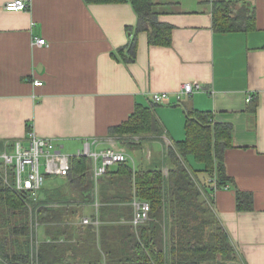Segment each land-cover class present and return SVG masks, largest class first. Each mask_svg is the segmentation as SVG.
<instances>
[{"label": "crops", "instance_id": "1", "mask_svg": "<svg viewBox=\"0 0 264 264\" xmlns=\"http://www.w3.org/2000/svg\"><path fill=\"white\" fill-rule=\"evenodd\" d=\"M10 1L0 0V153L25 141L30 128L72 154L85 140L98 139L103 149L112 128L126 124L137 108H150L164 133L138 136L134 168L167 175L173 163L166 151L186 139L187 110L211 114L214 125L233 130L224 153L232 182L214 191V211L235 247L236 263L264 264V0H153L159 22L172 28L171 44L151 45L141 32L130 64L126 46L138 18L129 3L23 0L27 10L7 12ZM215 1L236 4L235 14L250 10L252 29L216 31ZM34 38L47 46L34 45ZM186 84L201 89L178 101ZM160 94L170 103H155ZM188 161L203 173L195 156ZM64 184V178H50L45 192ZM238 192L253 195L251 211L237 209Z\"/></svg>", "mask_w": 264, "mask_h": 264}, {"label": "trees", "instance_id": "2", "mask_svg": "<svg viewBox=\"0 0 264 264\" xmlns=\"http://www.w3.org/2000/svg\"><path fill=\"white\" fill-rule=\"evenodd\" d=\"M84 1L87 4L129 3L133 7L138 24L135 30H129L125 61L128 64L136 60L137 38L141 32L148 33L151 45L171 44L172 28L159 22L153 0ZM236 7V4L215 1L216 31L252 29L254 14L243 8L235 14ZM123 52L121 49L120 54ZM232 131L230 126L214 125L211 114L187 110L186 139L174 142L166 151L173 163L167 175L158 168L135 169L127 162L110 169L96 184L92 161L73 157L66 184L60 186L63 188L46 192L44 189L37 204H31L32 200L20 196L14 185L5 181L0 162L2 264L236 263L235 247L214 211L213 200L217 188L229 187L232 182L224 164ZM163 133L155 112L140 107L126 124L110 131L111 137H117L120 142L127 141L124 136L162 137ZM190 156L205 166L204 178L200 175L203 173L189 164ZM134 199L151 206L149 220L137 228L132 223ZM96 201L99 202L97 211ZM237 209L251 211L253 195L238 192ZM85 216L99 224L83 225L80 222ZM37 223L44 237L39 244Z\"/></svg>", "mask_w": 264, "mask_h": 264}, {"label": "built area", "instance_id": "3", "mask_svg": "<svg viewBox=\"0 0 264 264\" xmlns=\"http://www.w3.org/2000/svg\"><path fill=\"white\" fill-rule=\"evenodd\" d=\"M28 5L23 0L10 1L6 4L7 12H21L27 10ZM34 45L38 47L47 46V42L42 38H34ZM37 87L43 86L41 82H34ZM201 89L199 84H186L177 94V100L181 101L187 96H191L195 91ZM253 96H248L247 103H251ZM153 101L157 104L170 103L167 94L154 95ZM101 141L98 139L85 140L83 147L75 154H65L63 146L54 139L43 138L37 135L34 129H29L25 141L14 143L13 151L0 153V162L5 172V181L14 185L16 192L23 197L32 200L31 204H37L41 192L50 178H66L71 171V160L73 157L89 158L94 166L95 183L104 177L108 171L120 164L131 160L127 152L118 149L113 145L99 149ZM10 173V175H9ZM133 226L136 228L150 218L151 206L146 201L134 199ZM98 203L96 207L98 208ZM83 225L95 224L90 218L81 220ZM39 224H36V239L39 244ZM3 261L0 257V264Z\"/></svg>", "mask_w": 264, "mask_h": 264}, {"label": "rangeland", "instance_id": "4", "mask_svg": "<svg viewBox=\"0 0 264 264\" xmlns=\"http://www.w3.org/2000/svg\"><path fill=\"white\" fill-rule=\"evenodd\" d=\"M118 138H120V137H118ZM123 139H127V141L122 140L120 142L117 139V137H112L108 145H113L114 147H117L118 149H122L125 152H127L128 156L133 158V160H134V162H132L130 165H132L133 167L134 166L137 167L138 163H139L138 162L139 161V157H138V155L136 153V151H138V150H136V149H137V146H138V142L140 141V137H138V136H130V137L124 136ZM63 152L65 154H72V152H69L66 149H63ZM140 169H143V168H140ZM60 188H63V187H59L57 190L60 191ZM39 234H41V229H39Z\"/></svg>", "mask_w": 264, "mask_h": 264}, {"label": "water", "instance_id": "5", "mask_svg": "<svg viewBox=\"0 0 264 264\" xmlns=\"http://www.w3.org/2000/svg\"><path fill=\"white\" fill-rule=\"evenodd\" d=\"M230 264H238V263H230Z\"/></svg>", "mask_w": 264, "mask_h": 264}]
</instances>
